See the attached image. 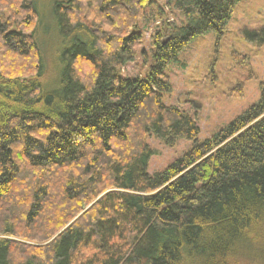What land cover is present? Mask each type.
I'll return each mask as SVG.
<instances>
[{"label":"trees","instance_id":"obj_1","mask_svg":"<svg viewBox=\"0 0 264 264\" xmlns=\"http://www.w3.org/2000/svg\"><path fill=\"white\" fill-rule=\"evenodd\" d=\"M163 1L87 0L90 16L57 2L62 68L48 90L34 0H0V55L30 60L17 76L0 61V264H264V81L203 141L163 100L166 69L197 37L218 39L242 0ZM165 8L180 23L140 51L138 23ZM138 54L147 72L124 78ZM150 136L191 145L149 173Z\"/></svg>","mask_w":264,"mask_h":264},{"label":"rangeland","instance_id":"obj_2","mask_svg":"<svg viewBox=\"0 0 264 264\" xmlns=\"http://www.w3.org/2000/svg\"><path fill=\"white\" fill-rule=\"evenodd\" d=\"M67 1L34 0L38 18L34 38L43 59L44 84L48 90L55 88L59 79L62 68L59 57L64 47L60 44L54 8L57 2L66 4ZM80 1L81 16H86L87 0ZM156 1L158 7L164 6L163 0ZM165 12L155 22L138 23V31L142 34L140 51L149 53L150 38L163 23H180L177 13L167 8ZM8 18L4 13V19ZM0 61L8 68L6 73L12 76L20 75L19 66L30 63V60L13 57L6 60L1 55ZM150 65V56L145 62L138 54L135 61L122 69V76L144 77ZM178 65L166 69L171 90L164 94L163 100L166 105L193 117L200 130L198 139L203 141L223 130L259 99V84L264 81V0H242L234 8L223 34L218 39L215 34L194 39L179 56ZM83 71L88 74L87 70ZM147 143L152 152L149 173L162 171L191 145L181 140L171 147L154 136L148 137Z\"/></svg>","mask_w":264,"mask_h":264}]
</instances>
